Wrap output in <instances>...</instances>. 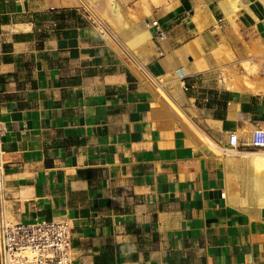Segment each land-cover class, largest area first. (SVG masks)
<instances>
[{
  "label": "crops",
  "instance_id": "obj_1",
  "mask_svg": "<svg viewBox=\"0 0 264 264\" xmlns=\"http://www.w3.org/2000/svg\"><path fill=\"white\" fill-rule=\"evenodd\" d=\"M259 128L264 0H0L4 215L73 264H264Z\"/></svg>",
  "mask_w": 264,
  "mask_h": 264
},
{
  "label": "built area",
  "instance_id": "obj_2",
  "mask_svg": "<svg viewBox=\"0 0 264 264\" xmlns=\"http://www.w3.org/2000/svg\"><path fill=\"white\" fill-rule=\"evenodd\" d=\"M92 12V11H91ZM95 22L98 20L95 18ZM157 26V22L152 23ZM158 38L163 33H157ZM126 57L144 74L147 80L155 86L159 94L171 102L162 79L152 76L134 57L124 49ZM172 103V102H171ZM0 129V264H73L71 227L68 220H39L34 223H9L4 215V177L5 160L2 150ZM238 136L231 135L229 152L238 148ZM250 144L254 148L264 149V129L253 131Z\"/></svg>",
  "mask_w": 264,
  "mask_h": 264
}]
</instances>
